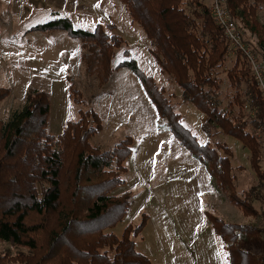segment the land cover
I'll return each instance as SVG.
<instances>
[{
    "label": "trees",
    "instance_id": "16d2710c",
    "mask_svg": "<svg viewBox=\"0 0 264 264\" xmlns=\"http://www.w3.org/2000/svg\"><path fill=\"white\" fill-rule=\"evenodd\" d=\"M121 1L133 22L145 30L162 73L177 85L170 96L179 97L180 92L184 104L192 103L205 113V139L182 124L181 114L167 100L165 89H157L153 77L143 75L162 117L168 118L179 141L216 177L218 189L237 207L254 210L255 214L253 203L246 204L233 191V160L227 143L219 138L225 134L241 140L250 149L251 167L264 183V165L258 154L260 148H256L264 146V139L257 134L258 129L264 134V98L247 59L237 55L226 81L221 77L220 72L227 67L228 44L205 0ZM228 8L242 24L244 41L264 60V25L258 27V11L264 8V0H229ZM39 27L70 30L85 44L96 46L101 37L104 41L106 32L99 26L91 31L73 28L67 18ZM247 32L259 37L256 46L246 39ZM110 38H105L109 44ZM104 48H96L97 55ZM87 55L84 53L83 58L92 68L103 58L88 60ZM124 67L138 72L136 60L126 59L104 71L99 68L100 81L106 84L115 70ZM70 91L77 103L83 102L75 96L78 90ZM5 97L0 95V100ZM249 100L258 109L251 118L244 109ZM79 113V120L69 121L63 132L54 136L49 133V97L32 90L23 106L13 110L5 121L0 120V240L23 249L16 257L24 264H152L137 250L130 226L122 237L107 231L124 219L132 205L129 193L110 194L113 187L125 183L123 174L132 154V139L127 137L114 148L103 150L90 143L91 136L102 129L99 114L94 109ZM218 144L225 155L218 151ZM261 186L264 190V184ZM262 190L255 193V199L264 202ZM146 220L144 215L133 232L135 236L144 230ZM209 221L224 242L230 264H264V255L256 256L242 247V242L262 232L259 227L231 224L212 214ZM5 258H0V264Z\"/></svg>",
    "mask_w": 264,
    "mask_h": 264
},
{
    "label": "rangeland",
    "instance_id": "374dc122",
    "mask_svg": "<svg viewBox=\"0 0 264 264\" xmlns=\"http://www.w3.org/2000/svg\"><path fill=\"white\" fill-rule=\"evenodd\" d=\"M205 2L210 6L212 0ZM258 16L261 28L264 8ZM65 18L73 28L91 31L99 26L125 42L104 32L111 44L101 37L96 46L92 42L85 44L70 30L39 27ZM242 32L244 35L243 29ZM245 37L255 46L259 42L255 32H247ZM99 47H105L101 55L96 52ZM150 49L145 30L133 22L121 0H0V95H7L0 100V120L5 121L13 110L23 106L32 90L43 91L49 97V133L54 136L60 135L69 121L79 120V110L94 109L102 129L91 136L90 143L110 150L127 137L132 139V154L123 174L125 183L110 190L115 195L129 193L132 205L124 219L107 231L122 237L130 226L137 250L147 255L152 264H230L229 253L210 223L209 214L231 224L256 225L263 232L264 202H252L256 215L254 210L234 206L230 197L218 189L208 167L172 132L168 118L162 117L152 100L143 75L152 76L157 89H165L167 100L181 114L182 124L202 139L206 136L202 131L206 116L192 103L184 104L180 92L177 99L170 96L178 87L167 73H162ZM84 53H88V60L103 58L97 63L92 61L97 66L92 68L85 62ZM227 58V67L220 72L225 81L228 68L236 64L238 56ZM126 59L136 60L138 72L119 68L106 84L100 81L99 68L104 71ZM71 88L78 90L75 96L82 103L71 97ZM247 104L256 108L254 113L246 108ZM244 109L248 118L258 111L251 100ZM257 134L264 139L261 129ZM219 138L227 143L230 159L237 160L250 173L255 172L250 149L241 140L225 134ZM220 147L218 144V151L225 155ZM256 148H260L258 154L264 165V146ZM238 174L245 173L238 170ZM261 184L263 181L258 180L249 187L248 183L241 200L251 204L249 197L262 190ZM233 191L239 199L236 188ZM144 215V230L135 236L133 232ZM262 232L246 239L242 247L256 256L264 255ZM22 250L0 240V258L6 256L4 264H24L16 257Z\"/></svg>",
    "mask_w": 264,
    "mask_h": 264
},
{
    "label": "built area",
    "instance_id": "2783aa9c",
    "mask_svg": "<svg viewBox=\"0 0 264 264\" xmlns=\"http://www.w3.org/2000/svg\"><path fill=\"white\" fill-rule=\"evenodd\" d=\"M228 2L229 0H212L209 6L210 14L215 23L222 29L223 37L227 41L226 55L231 58L241 54L247 59L264 98V60L258 56L253 46L244 41L242 28L231 14ZM246 108L252 113L256 110L250 104H247Z\"/></svg>",
    "mask_w": 264,
    "mask_h": 264
},
{
    "label": "crops",
    "instance_id": "0c3cea01",
    "mask_svg": "<svg viewBox=\"0 0 264 264\" xmlns=\"http://www.w3.org/2000/svg\"><path fill=\"white\" fill-rule=\"evenodd\" d=\"M234 161V160H233ZM234 165V188H236L237 192H239L238 196L240 197V199H243V197H241V194H245V188H247V184L249 183V187L252 186L253 183H258V178L257 175L255 174V172L252 171V173H250L247 169V167H244L242 164L238 163L237 160L233 162ZM238 170L240 171H244V176H241L238 174ZM222 192V191H221ZM224 193V192H223ZM249 200L251 202L255 201L257 202V200L254 197H249ZM236 206V205H234ZM240 212V211H239ZM248 240H251L250 238Z\"/></svg>",
    "mask_w": 264,
    "mask_h": 264
}]
</instances>
